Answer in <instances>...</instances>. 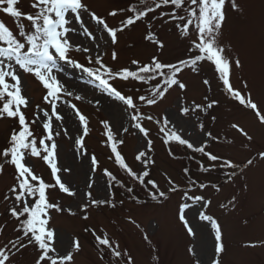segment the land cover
<instances>
[{
  "label": "snow or ice",
  "instance_id": "6c2138e0",
  "mask_svg": "<svg viewBox=\"0 0 264 264\" xmlns=\"http://www.w3.org/2000/svg\"><path fill=\"white\" fill-rule=\"evenodd\" d=\"M243 11L242 0H134L126 8L107 5L103 11L89 0H28L26 7L22 0H0V14L11 21L10 25L0 18V122L7 124L0 148V178H10L0 191V264H17L18 256L27 251L32 253L31 264H77V256L84 251L80 236L73 235L65 247L56 227L57 218L65 214L83 222L82 232L91 238L95 264H137L106 226L88 222L93 213L124 210L126 200L142 204L138 190L161 207L177 195L174 215L191 238L187 253L193 264H205L197 251L198 228L207 229L211 239L207 264H224L228 252L225 228L209 213L213 200L207 195L210 189L219 193L221 187L200 177L222 170L224 182L234 183L238 168L264 161V150L255 151L243 165L211 150L222 142L234 145L236 137H229L232 131L243 137L244 149L255 143L251 130L239 122L230 121L215 134L209 127L216 124L215 113L222 104L221 98L208 94L214 82L224 100L250 113L254 125L264 129V98L254 97L250 80L244 76L243 54L224 39L229 13ZM110 19L117 23L110 24ZM156 23L171 25L176 38L185 44L184 56L175 61L163 59L168 45L155 30ZM138 24L144 26L142 39L153 52L147 60L132 57L121 63V38ZM134 46V42L127 44ZM74 53L83 56L85 63ZM58 62L80 70L120 109L118 122L111 118L98 121L102 129L99 143L111 168L94 151L89 152L90 117L73 102L86 97L59 78ZM205 65L211 68L212 77L200 80L207 92L198 102L187 95L189 84L184 76L200 77ZM30 83L40 90L37 103L28 95ZM176 91L181 95L174 116L166 109L159 116L145 111L159 108ZM86 103L101 111L100 98ZM68 110L77 122L75 136L66 123ZM129 136L139 142L131 163L123 152ZM63 138L73 144L75 158L87 163L84 189L66 179L73 169L60 160L59 140ZM157 141L170 160H187L179 179L166 169L160 171L165 188L152 176L157 167ZM34 161L46 167L50 180H45ZM64 197L75 203H65ZM237 203L234 195L219 207L231 211ZM124 219L152 246L148 231L133 216ZM241 246L264 248V239ZM151 253V260L158 264V248L152 246Z\"/></svg>",
  "mask_w": 264,
  "mask_h": 264
},
{
  "label": "rangeland",
  "instance_id": "374dc122",
  "mask_svg": "<svg viewBox=\"0 0 264 264\" xmlns=\"http://www.w3.org/2000/svg\"><path fill=\"white\" fill-rule=\"evenodd\" d=\"M242 2L244 5L243 13H229V20L224 29V39L225 41H231L236 49L243 54L245 59L244 76L250 80L254 97L260 99L264 98V0H242ZM27 3L28 0H22L25 7ZM89 3L103 11V8L107 5L126 8L134 3V0H89ZM0 18H4L11 25V21L2 14H0ZM109 23L115 24L117 21L110 19ZM155 30L167 41L168 47L163 57L164 60L175 61L178 57L185 55V44L176 38L171 30V25L161 26L156 23ZM143 33L144 26L138 24L122 36L119 45L121 63H126L132 57L147 60L152 54L153 48L143 41ZM129 42H134L135 46L128 48L127 44ZM73 55L81 63H85L83 56L79 53ZM106 62H109L108 58H106ZM57 69L59 78L70 90L79 91L80 94L86 97V100L93 98L102 100L100 112L88 105L86 100L73 102L90 117L91 135L86 138L89 152L94 151L102 164L111 168L112 165L106 160L107 153L99 143L102 138L100 136L102 129L98 121L111 118L113 121L118 122L120 109L116 106V102L103 96L80 70L74 69L64 62H58ZM205 77L210 79L212 77V70L207 65L203 68L200 77H194L190 73H185L184 76L189 84L187 95L196 98L198 102L202 95L207 92L206 88L200 83V80ZM127 90L125 88V91ZM208 94H214L222 99V104L215 113L218 120L215 125H209L214 134L226 129L228 122L235 121L241 123L246 129H250L254 134L255 141L251 149H244L241 144L243 137L232 131L229 133V137H236L234 145H227L222 142L220 145H213L211 150L231 158L241 165L246 159L255 155V151L264 150V129L254 125L252 115L224 100L215 82L213 83V92ZM28 95L33 98L34 103L39 102L41 93L35 83L29 84ZM179 95L181 94L178 91L172 92L159 108L145 109V111L159 116L166 109L169 114L174 116L177 111L176 102ZM66 115L69 131L75 136L77 134V122L70 110L67 111ZM6 130L7 124L0 122V148L4 146ZM59 143L61 145V162L73 169L72 175L67 176L66 179L75 187L84 189L86 174L88 173L87 163L82 164L75 158L74 146L67 138L60 139ZM138 146L139 142L135 137L129 136L127 138L123 152L130 163L133 162ZM155 149L157 167L153 169L152 176L160 181L162 188H165L166 182L160 176V171L166 169L176 179H179L180 170L187 162L185 158L178 161L170 160L159 141L156 142ZM34 165L38 171L43 173L45 180H50L49 173L41 162L34 161ZM200 178L206 182L217 183L221 187L219 193L210 189L207 195L213 200L212 206L208 210L209 213L219 218L225 228V242L228 246V252L224 256V264H264V248L246 249L241 246L246 241L264 239V161L257 160L256 165L246 169L243 167L238 168L234 183L226 184L224 182L225 176L222 170L204 174ZM9 180V177L0 178V191L3 190L5 181ZM100 194L102 195V193ZM139 194L143 195L141 192ZM139 194L138 197H140L142 204L137 205L135 202L126 200L124 210L111 212L105 209L101 213H93L92 220L88 223L106 226L110 234L120 241L122 247H127L131 251L137 264H157V262L151 260L152 246L159 250L158 264H193L192 258L187 253V248L192 242L191 238L186 235L174 215L179 197L172 195L171 199L161 207L155 201ZM234 195L238 198L235 210L225 211L219 207L220 203H227ZM63 199L65 203H75L67 197ZM127 215L133 216L148 231L152 246L143 241L139 230L125 221L124 217ZM189 218L192 219L194 224L196 223L191 213ZM113 220L116 221L115 224L111 223ZM82 223L78 218L69 217L65 214L57 218L56 227L65 247L73 235L78 234L80 236L84 251L77 256V264H95V253L91 245V238L83 234ZM196 245L197 251L201 253V258L207 264V252L211 251V239L208 237L207 229L198 228ZM31 260L32 253L27 251L22 257L18 256L17 264H31Z\"/></svg>",
  "mask_w": 264,
  "mask_h": 264
},
{
  "label": "trees",
  "instance_id": "16d2710c",
  "mask_svg": "<svg viewBox=\"0 0 264 264\" xmlns=\"http://www.w3.org/2000/svg\"><path fill=\"white\" fill-rule=\"evenodd\" d=\"M185 161L187 162L186 158H185ZM139 192H141L143 195H140ZM137 194H139V195L142 196V197L147 198V196H146L142 191H139V190H138ZM139 198H140V197H139Z\"/></svg>",
  "mask_w": 264,
  "mask_h": 264
}]
</instances>
